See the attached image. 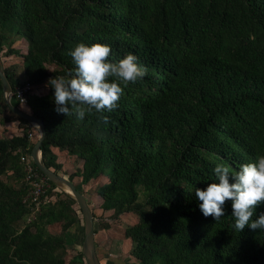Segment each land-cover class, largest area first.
Listing matches in <instances>:
<instances>
[{"label": "trees", "instance_id": "1", "mask_svg": "<svg viewBox=\"0 0 264 264\" xmlns=\"http://www.w3.org/2000/svg\"><path fill=\"white\" fill-rule=\"evenodd\" d=\"M80 41L110 44L111 60L132 52L148 69L120 81L117 109L83 119L56 111L50 85L75 67ZM0 58L20 60L34 88L26 105L11 101L43 121L45 167L83 195L102 181L98 209L112 220L135 215L124 235L136 264H264V229L236 230L230 201L219 220L204 216L195 195L217 163L234 172L264 154V0H0ZM4 74L14 92L16 69ZM0 125V264H85L71 232L80 210L31 160L38 132L8 110L1 82ZM24 160L48 186L29 223ZM260 212L264 203L253 219Z\"/></svg>", "mask_w": 264, "mask_h": 264}, {"label": "clouds", "instance_id": "2", "mask_svg": "<svg viewBox=\"0 0 264 264\" xmlns=\"http://www.w3.org/2000/svg\"><path fill=\"white\" fill-rule=\"evenodd\" d=\"M111 51L110 44L83 41L69 51L75 67L68 76L50 79L58 113L67 115L75 111L83 119L89 113L111 112L119 107L124 92L120 81L136 82L147 75V67L138 63L136 54L129 52L119 60H111ZM103 119L107 121L109 117ZM213 172L215 180L204 188L195 187L203 215L219 220L225 216V202L230 201L236 230L242 231L246 226L264 229V212L253 219L257 206L264 203V154L241 164L234 172L225 163H217Z\"/></svg>", "mask_w": 264, "mask_h": 264}, {"label": "rangeland", "instance_id": "3", "mask_svg": "<svg viewBox=\"0 0 264 264\" xmlns=\"http://www.w3.org/2000/svg\"><path fill=\"white\" fill-rule=\"evenodd\" d=\"M3 68L5 66H13L17 71V76L20 81H23V69L21 62L15 58H0ZM53 67L48 66V70L51 71ZM6 128L8 130L15 131V126ZM3 129L0 127V133ZM64 167L63 162H60ZM72 164L74 165L73 161ZM77 164L75 163V166ZM69 167V166H68ZM102 181L90 182L83 187L84 197L90 203L92 214L94 215V228L97 231L95 234L96 250L99 260L103 264H136L135 260L129 255L131 243L125 238L124 230L127 226L133 225L136 222L135 215L123 214L118 220H112L110 212L102 213L98 206L100 204L95 191ZM109 225V229H103L102 225ZM50 232L58 233L60 228L58 225H52L49 227ZM71 232L74 237L79 238V244L81 245L83 239V223L75 225L71 228ZM75 248L70 247L68 249L66 258L67 261L75 255Z\"/></svg>", "mask_w": 264, "mask_h": 264}, {"label": "water", "instance_id": "4", "mask_svg": "<svg viewBox=\"0 0 264 264\" xmlns=\"http://www.w3.org/2000/svg\"><path fill=\"white\" fill-rule=\"evenodd\" d=\"M0 82L2 84L3 100L8 110L14 113L17 117L23 119L28 125L33 127L38 132V140L31 150L30 158L39 169L42 175L51 182L57 189L69 196L78 206L83 223V239L81 243V254L85 264H102L96 253L95 244V228L94 219L87 203L86 198L75 187V185L68 181L65 177L56 174L51 169L45 167L41 159V147L46 136L45 125L42 120L32 117L18 107L12 104L11 96L12 89L4 74V68L0 60ZM38 125V126H37Z\"/></svg>", "mask_w": 264, "mask_h": 264}, {"label": "built area", "instance_id": "5", "mask_svg": "<svg viewBox=\"0 0 264 264\" xmlns=\"http://www.w3.org/2000/svg\"><path fill=\"white\" fill-rule=\"evenodd\" d=\"M33 91L34 88L30 82L22 81V83L15 88L14 92H12L11 98L24 106L27 104V101L30 95H32ZM28 137L32 138L31 132H29ZM24 167L25 180L29 185L28 194L25 200L30 201V203L33 205L31 212L25 218V222L29 223L34 220L39 210V204L41 202H46V199L42 200V198L45 197L46 189L48 186L46 180L42 177H39L35 173L32 165L28 161L24 160Z\"/></svg>", "mask_w": 264, "mask_h": 264}, {"label": "crops", "instance_id": "6", "mask_svg": "<svg viewBox=\"0 0 264 264\" xmlns=\"http://www.w3.org/2000/svg\"><path fill=\"white\" fill-rule=\"evenodd\" d=\"M10 126H14V125H13V124H10V125L6 126V128H11ZM0 127H1L3 130H4V128H5L4 126H1V125H0ZM59 162H61L60 159H59ZM68 166H69V164H67L66 166L64 165V167L62 168V170L66 172V169L68 168ZM95 244H96V241H95ZM96 249H97V248H96ZM96 253H97V250H96ZM97 256H98V254H97Z\"/></svg>", "mask_w": 264, "mask_h": 264}]
</instances>
